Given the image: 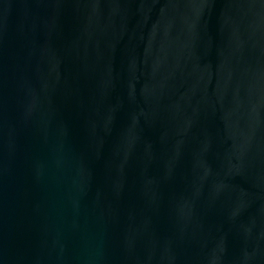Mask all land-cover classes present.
<instances>
[{"label":"water","instance_id":"water-1","mask_svg":"<svg viewBox=\"0 0 264 264\" xmlns=\"http://www.w3.org/2000/svg\"><path fill=\"white\" fill-rule=\"evenodd\" d=\"M0 264H264V0H0Z\"/></svg>","mask_w":264,"mask_h":264}]
</instances>
